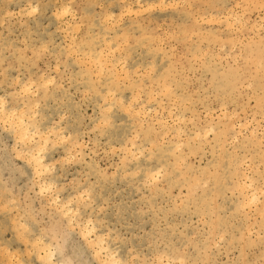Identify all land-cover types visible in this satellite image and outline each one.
<instances>
[{"label": "snow or ice", "instance_id": "obj_1", "mask_svg": "<svg viewBox=\"0 0 264 264\" xmlns=\"http://www.w3.org/2000/svg\"><path fill=\"white\" fill-rule=\"evenodd\" d=\"M0 264H264V0H4Z\"/></svg>", "mask_w": 264, "mask_h": 264}, {"label": "rangeland", "instance_id": "obj_2", "mask_svg": "<svg viewBox=\"0 0 264 264\" xmlns=\"http://www.w3.org/2000/svg\"><path fill=\"white\" fill-rule=\"evenodd\" d=\"M3 2H4V0H0V4H2ZM11 2L13 4H15V3H19L20 0H11ZM127 2L132 3V2H134V0H127ZM143 2L147 3V0H143ZM193 2L194 3H202V2H204V0H193ZM219 2H235V0H219ZM15 10L18 11V9H15ZM146 15L160 17L159 22H158L159 25H164L166 23L165 17H167V23L170 24L172 22L171 15L168 13H165V12L156 11L154 13H150V14H146ZM257 15H258V13H257ZM253 21H255V17H253ZM149 23L150 24H156L157 21L152 20V21H149ZM16 27L18 28V25ZM217 27H219V26H217ZM224 63L225 64L228 63V60L226 57L224 59ZM128 95H130V93H128ZM237 109H239L241 112L243 111V109L240 108L239 105L233 104V105H231L230 108L225 109L224 111H220V110H218V108H213L210 113L205 112L204 115L207 118V122L209 124H215L218 128L222 129L224 132H228L230 129V126L233 122V119H232L233 114ZM237 131H239L238 127H237ZM193 162L199 167V161L195 157H193ZM204 163L206 164L207 160H205ZM176 194L177 195L180 194L178 188L176 189ZM127 195L129 197H133L135 195L134 189H129L127 192ZM138 243H139V241H138Z\"/></svg>", "mask_w": 264, "mask_h": 264}]
</instances>
